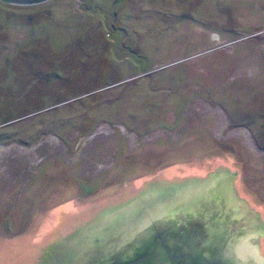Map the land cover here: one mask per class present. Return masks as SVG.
Listing matches in <instances>:
<instances>
[{"label":"rangeland","instance_id":"374dc122","mask_svg":"<svg viewBox=\"0 0 264 264\" xmlns=\"http://www.w3.org/2000/svg\"><path fill=\"white\" fill-rule=\"evenodd\" d=\"M169 194L191 216H151ZM207 200L214 257L175 247ZM110 221L138 227L111 264L264 232V0H0V264H68Z\"/></svg>","mask_w":264,"mask_h":264},{"label":"bare ground","instance_id":"6f19581e","mask_svg":"<svg viewBox=\"0 0 264 264\" xmlns=\"http://www.w3.org/2000/svg\"><path fill=\"white\" fill-rule=\"evenodd\" d=\"M201 184L204 186L207 184L206 183H202ZM228 181H222L220 183L217 184V190H215V194L214 195H221V192H224L230 202H227L226 206L230 207V203L235 202V196L234 193L230 190L229 186H228ZM198 186L200 187L199 183ZM191 188H193V186H190ZM157 188L154 187V189H152V193L156 190ZM193 189H190V191ZM167 197H169L167 200L161 202L159 205H157L155 208H151L152 210L151 212V216H163L165 214H173L174 212H184L186 214H188V216H191L189 214V212H191L193 210V205H196V201L194 202L193 199L191 201H182L184 205L182 206H176L177 202L180 201H176L174 200L172 197L173 195L169 194L167 195ZM198 198H200L201 196H197ZM163 203V204H162ZM220 204H222V201L219 202ZM205 205L203 208L202 206ZM215 202L211 201V200H207L205 202H203L201 206L202 210L204 211V213L207 215H212L210 213H213V211L215 210ZM225 205V204H222ZM174 207V208H173ZM200 207L198 208V210L201 209ZM132 208H130L129 210H127L128 212H132L131 211ZM136 211V209H134V212ZM208 211V212H206ZM216 212V211H215ZM129 214V213H128ZM193 214V212L191 213ZM122 214H120L119 216V220L122 217ZM211 217H205L203 218L205 220V228L203 229V232H192V231H188L186 232L182 237L181 240H179L180 242H176L175 247L179 248V247H188V248H192V249H200L202 250V252H206L207 250H209V246H212V250H209L211 254H209L208 256L213 257L214 253H215V248L213 247V245L217 244V241L221 242V235H224V233H227V229L219 224L213 225L215 222V217L212 216ZM161 218V217H158ZM230 218V216H229ZM157 218H155L156 220ZM153 220V221H155ZM118 221V220H117ZM117 221H110L108 222L106 225L104 224L101 228L96 229V234H91L89 237H87L86 240L85 236H83L82 239H79L77 242H75L73 244V246L77 247L78 250L74 251V255H76V258L78 259H72L71 261L68 262V264H91L93 262L95 263H100V264H111V262L114 260L115 256L114 253L119 245V243L124 240L127 239L129 236H131L135 231L134 229H138V227H133L132 225L126 226L121 233H117V231L122 228L120 226V223H116ZM121 221V220H120ZM152 223V222H151ZM150 224V223H148ZM147 224V225H148ZM232 235V234H231ZM239 235V234H238ZM198 240V241H195ZM232 240V239H231ZM179 246V247H178ZM135 247V244H134ZM141 248L140 244L136 245V248ZM223 247V246H222ZM97 248V249H96ZM191 251V250H190ZM197 251V250H196ZM172 252V251H171ZM182 252V251H181ZM187 255V253H183ZM73 255V256H74ZM189 256V259H191L193 262V264H203L204 261V254H200V253H194L189 252V254L187 255ZM151 262L154 264L156 263L155 261L151 260ZM170 260H168L167 263H169Z\"/></svg>","mask_w":264,"mask_h":264},{"label":"clouds","instance_id":"9594fccd","mask_svg":"<svg viewBox=\"0 0 264 264\" xmlns=\"http://www.w3.org/2000/svg\"><path fill=\"white\" fill-rule=\"evenodd\" d=\"M218 41L219 34L211 33ZM222 256L225 264H264V232L244 231L225 246Z\"/></svg>","mask_w":264,"mask_h":264},{"label":"water","instance_id":"95a60500","mask_svg":"<svg viewBox=\"0 0 264 264\" xmlns=\"http://www.w3.org/2000/svg\"><path fill=\"white\" fill-rule=\"evenodd\" d=\"M3 2L9 3V4H14V5H20V6H27V5H35V4H40L43 2H46L48 0H2ZM184 256H187L186 254H184ZM207 256H204V261L203 264H219L218 262L213 263L212 259H207ZM214 257V255H213ZM186 260V258H185ZM191 264H193L191 262ZM221 264V263H220Z\"/></svg>","mask_w":264,"mask_h":264},{"label":"flooded vegetation","instance_id":"af4514ba","mask_svg":"<svg viewBox=\"0 0 264 264\" xmlns=\"http://www.w3.org/2000/svg\"><path fill=\"white\" fill-rule=\"evenodd\" d=\"M203 212H204V211H203ZM210 214H212V215L209 216V215H207V213H206V214L203 216V218H205V217H208V218L211 217V218H213L212 216H214V215H213L214 212H213V213H210ZM214 217H215V216H214ZM222 220H223L222 222L224 223V222H225V219L223 218ZM190 231H192V230H190Z\"/></svg>","mask_w":264,"mask_h":264}]
</instances>
